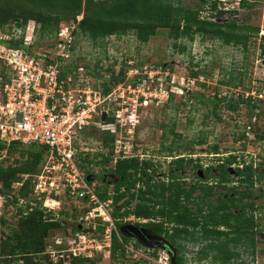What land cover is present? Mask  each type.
Masks as SVG:
<instances>
[{
  "label": "trees",
  "instance_id": "trees-1",
  "mask_svg": "<svg viewBox=\"0 0 264 264\" xmlns=\"http://www.w3.org/2000/svg\"><path fill=\"white\" fill-rule=\"evenodd\" d=\"M217 0H212L211 9L215 10ZM203 4H208L206 0H201ZM241 6L248 7L245 0H241ZM203 8L189 9L175 0H0V32H5L6 28L13 24L21 31L25 30L27 23L33 21L39 28L35 30L38 39L52 38L57 33L60 24H76L74 37H81L91 42L103 41L108 37L120 38L128 33L134 35L140 44L148 42L158 29L169 28L175 40L186 38L193 40L196 34H209L211 39H218L224 45L241 46L246 48V38L248 34H257L259 29L246 25L237 26L234 23L216 24L199 19V12ZM223 13L218 12L221 16ZM81 19L77 22V18ZM224 30H227L224 32ZM23 36L12 40L10 44L21 47ZM185 50V48H181ZM98 63L96 64L97 67ZM77 64L66 67V72L73 71ZM160 67V66H154ZM162 69L166 68L161 65ZM128 69L126 63L115 73L110 66L103 74H96L95 79L100 81L99 86L103 94L110 92L112 87L121 82L124 73ZM64 73V74H65ZM200 72L191 73V79L198 81ZM0 78L5 80V68L0 66ZM147 80V77H146ZM136 84V82H134ZM205 87V84H199ZM95 87V86H94ZM235 87V86H234ZM169 101L173 99L170 95ZM225 99V98H224ZM214 108L222 100L214 96L210 99ZM264 105V101L259 102ZM167 105V103H166ZM239 105L254 108L256 101L251 98H230L226 102L227 110L237 112ZM111 119H108L110 122ZM253 133L251 124L244 126V134ZM244 134L235 141L244 139ZM254 134V133H253ZM256 140H264V134H254ZM102 148L106 149L99 157L103 162L111 163L112 144L114 136L107 132H102ZM198 145L202 141L196 142ZM6 150V157L17 154L19 159L16 164L4 166L0 163V195H7L13 192L12 185L20 179L21 175H35L39 171V166L43 160L46 148L44 147H22L18 143H12L8 147L0 145V151ZM168 154H173L177 148L170 145L166 149ZM209 152L220 156L218 148L213 146ZM98 157L95 155L93 158ZM239 157L228 153L226 156L217 157L216 165L218 175L215 177L217 188L225 187L227 196L223 199L217 195L214 203L210 202L212 195L211 188H201L203 197L196 203L198 212H205L199 220L189 210L191 197L196 188L191 190L181 189L176 185V173L174 166L182 168L184 161L179 160L169 165L168 183L155 181L156 169L150 161H139L137 157L128 159H118L113 164L112 171L119 180L114 184L113 207L120 205L112 211L114 226L118 228L123 225L133 224L124 222V219L132 216L134 219H155L157 224L149 223L154 231L165 238L175 248L177 254L172 255L170 264H200L209 262L211 264H250V259L255 257L256 232L261 231V226L257 224L253 211L255 207L252 203L244 202L245 198L252 197L251 191L246 189L240 192L237 187H226L233 183L227 173V169L238 163ZM6 158L3 160L5 161ZM246 174L243 178H238V187L244 184L253 187L252 179L253 163H246L240 159ZM92 165L91 160L84 157L79 160V164ZM82 167L80 164L79 168ZM194 168H197L195 166ZM81 169V168H80ZM236 174L243 176L239 169H235ZM85 174H92L85 171ZM261 177L257 178L259 181ZM31 179L24 182L18 195L25 197L29 193ZM141 184V186H138ZM233 195L232 197L230 195ZM107 190L99 193L101 200H105ZM182 198H184L182 200ZM184 201V202H183ZM133 203H136L132 206ZM9 205V204H8ZM65 206V205H63ZM246 207L249 212H245ZM240 212L235 215L232 211ZM73 216L66 211L60 214V221L49 222L51 215L45 216L41 210L35 209L26 216L18 218H5L2 220L5 232L0 248V264H41L37 261V254L44 250L45 242L56 237L58 234L70 235L76 232V226L72 228L66 225V220ZM47 218V219H46ZM68 224V223H67ZM139 225L138 223H135ZM146 227V224H140ZM148 225V226H149ZM103 226L97 227L96 232L102 231ZM128 239L117 232L112 234L111 259L119 264H124L126 259V248ZM135 248L143 249L139 244L133 243ZM146 250V249H143ZM153 258L157 257V251H150ZM187 255H190L187 258ZM243 256H250L248 260ZM95 259H72L71 264H95ZM63 264V263H58Z\"/></svg>",
  "mask_w": 264,
  "mask_h": 264
},
{
  "label": "rangeland",
  "instance_id": "rangeland-1",
  "mask_svg": "<svg viewBox=\"0 0 264 264\" xmlns=\"http://www.w3.org/2000/svg\"><path fill=\"white\" fill-rule=\"evenodd\" d=\"M206 1L209 3L203 4L201 0H175V3L179 2L189 9L203 8L199 12L200 20L258 28L256 35H247L245 49L241 46L224 45L218 39H211L207 33L196 34L193 40L186 38L175 40L171 35V29L160 28L145 44H140L131 33L120 38L111 36L97 42L76 37L71 62L83 68L80 75L82 82L92 87L95 86V88H100V81L95 79L96 74L104 75L105 70L110 66L115 72H118L120 67L128 62H131L134 68L165 66L166 68L163 69L169 70L172 74L169 83L178 82V86L182 89H171L174 92L171 102L169 101L171 96L167 95V98L158 99V102L154 103L148 102L144 108L138 110V122L129 135L132 137L129 140L132 148L131 155L137 157L139 161L152 162L156 169L152 177L154 176L155 181L164 182L170 170L168 165L170 157L177 155L190 156L191 160L199 162L202 169L197 172L203 176L205 166L212 163L210 157L216 156L209 152L213 146L218 148V153L224 154L220 156L230 153L238 156L237 160L242 159L247 164L251 162L257 165L256 174H261L262 180L254 186L253 202L262 206L263 218H258L256 222L264 229V140H256L254 136V134H264V105L256 100L254 108L239 105L235 113L226 108V102L230 98L248 99L251 98L252 92L264 89V29L260 28L263 21V0H245L250 5L248 7H242L241 3L238 4L236 0H217L215 10L211 9L212 0ZM218 12L223 14L219 16ZM27 26L34 27L35 30L39 28L33 21H29ZM0 35L8 40L25 37L24 31L17 29L13 24L10 29L8 27L5 32H0ZM34 39V48L37 51L51 49V37L38 39L35 34ZM183 47L184 51L181 50ZM195 72H200L197 82L189 77ZM165 80V78L158 79V86L160 87L161 81L164 84ZM203 83L205 87L199 85ZM214 96L222 100L216 108L210 101ZM248 124H251L254 134L249 133L246 136L244 126ZM242 134L245 138L236 142L235 140ZM102 140V133L96 129L78 134L75 155L77 162L84 157L91 160L92 165L90 166L80 163L82 165L80 170L84 174L87 170L91 171L92 174H85L86 180L95 183L98 195L106 189L107 195L110 196L106 198H111L114 184L119 178L109 171L114 162H103L99 157L100 154L106 152V149L102 148ZM199 141L203 143L198 145L196 142ZM170 145L177 148L173 154H168L166 151ZM95 155L98 157L93 158ZM18 159L17 154L10 155L5 161L2 160V164L4 166L14 165L15 160ZM177 172L184 177L187 183L194 181L195 175L190 167ZM214 173L217 174V171ZM229 175L232 179L238 178L232 166L229 168ZM220 192L225 193L226 190L222 189ZM120 203L115 205L113 210ZM135 204L133 203L132 206ZM90 209L88 202L80 200L73 201L70 206H62V211L73 216L66 220L68 223L66 225L72 228L75 221L84 218ZM90 220L85 221V226L81 222L80 229L93 227L94 224ZM131 223L137 222L132 221ZM116 232L119 234L117 229ZM262 232L254 236L256 239L255 257L264 256V234ZM128 242L127 246L133 247L135 242L131 239H128ZM134 249L137 255H131L126 251L127 257L124 264H158L157 259L162 250L157 252L156 258H153L150 256V251L135 247ZM189 256L187 255V258ZM243 258L248 260L250 256H243ZM112 264H119V262L112 260ZM200 264L211 263L202 262Z\"/></svg>",
  "mask_w": 264,
  "mask_h": 264
},
{
  "label": "built area",
  "instance_id": "built-area-1",
  "mask_svg": "<svg viewBox=\"0 0 264 264\" xmlns=\"http://www.w3.org/2000/svg\"><path fill=\"white\" fill-rule=\"evenodd\" d=\"M262 8L260 28L264 29V0ZM80 19L78 17L77 22ZM75 30L76 24H60L51 39V49L47 51L34 48V27H25L21 47L10 44L12 40L0 35V66L5 68L7 75L5 80L0 78V145L8 147L18 143L22 147L46 148L39 171L35 175H21L12 185L11 194L0 195V248L5 232L3 219L26 216L39 209L46 217L51 215L49 222H59L62 206L80 200L88 202L91 209L84 218L75 221L76 232L48 239L43 252L36 255L37 261L71 264L72 259H95L96 264H112V234L116 232L112 219L113 194L101 200L95 183L86 180L76 160V137L91 129L107 132L114 136L113 162L131 158L129 140L132 137L129 135L138 122V110L148 102L169 97L174 93L171 89L182 88L178 82L169 83L172 74L167 69L134 68L128 62L123 80L103 94L99 87L82 82L81 66L65 73L66 67L73 65ZM161 78L166 79L165 85L161 81L159 87L157 80ZM250 97L264 101V89L252 92ZM103 112L106 113L105 122L101 121ZM248 130L249 127L246 136ZM5 158L6 150L0 151V163ZM239 163L240 159L237 165ZM29 178V193L21 197L18 193ZM89 219L93 227L77 229L81 222L85 226ZM132 221L144 223L132 216L124 219V222ZM100 226L104 229L96 232ZM125 248L129 254L137 255L134 246L126 245ZM249 261L250 264H264V256ZM157 263L170 264V257L161 251Z\"/></svg>",
  "mask_w": 264,
  "mask_h": 264
},
{
  "label": "flooded vegetation",
  "instance_id": "flooded-vegetation-1",
  "mask_svg": "<svg viewBox=\"0 0 264 264\" xmlns=\"http://www.w3.org/2000/svg\"><path fill=\"white\" fill-rule=\"evenodd\" d=\"M133 157H135V156H133ZM217 157H221V156H215V157H212L211 156L210 157L212 159L211 160L212 163H209L208 165L205 166L203 176H201V174H199L197 172L198 170H201L202 169V166L200 165L199 162H195L194 160H191L192 158H190V156L188 157V156H184V155H177V156H174V157H170V161L168 162V165H170L172 162H177L179 160H183L184 161V164H183V167L182 168L176 167V164H175V166L173 168L174 173H176V175H177V179L175 181L176 182L175 184L178 185L181 189H186V190H191L192 188H196L195 191H194V193L192 194L191 199H190L191 200V204H189L188 207H189V210L194 214V217L197 218V219H199V220L202 218V215H204V213H205L204 211L201 212V213H199L198 212V208L196 207L197 201L199 199H201L203 197V195H204L203 192L200 190L201 188H211L212 189V195L209 197V199H210L209 201L212 202V203L215 202V200L217 198V195H219V194L221 195V198H223V199L227 196V193L226 192L225 193H221L220 192L222 189H224V190L227 191V189L225 187H221V188H217V189L215 187L217 185V183H216L217 181H216L215 177L218 175V171L216 169V165L217 164H221L220 162H216ZM140 161H142V160H140ZM143 161H145V160H143ZM195 166H197V168H194ZM186 167H190L192 169V171H193V174L195 175L193 182L187 183L185 181L184 177L183 176H180V174L177 172V171H184L186 169ZM232 167H234V170L236 168L239 169L241 171V174H243L242 177L241 176L238 177V175H237V177L239 179L240 178H243L244 175L246 174L245 168H244V166H243L242 163H239L238 165L235 164ZM215 171H217V174L214 173ZM252 171H253V176H254V178L251 180L252 183H253V187H247L244 184H240L239 187H238V184H239L238 182L237 183L233 182L231 184L229 183V184L226 185V187L230 188L232 186H235V187L238 188V190L240 192H244L246 189H249V191H251L252 197L250 199L245 198L243 201L244 202L252 203L254 205L255 210L253 211V216H254L255 220L258 221V218H263L262 212H261L262 211V206H258V205H256L253 202V200L255 198V194H254L253 190H254V186L256 185V183L257 182H261L262 176H260L261 174H256V172H257V165H255V164H253V166H252ZM170 172L171 171L169 170V173L168 174H170ZM227 173L229 175V168L227 169ZM168 174H167V176H168ZM258 177H261V179L259 181H257V178ZM238 178H235L234 180L237 181ZM167 179H168V177H167ZM167 179H166L165 183H168V180ZM215 193H217V195H215ZM230 196L232 197L233 195L231 194ZM183 199L184 198H182V200ZM232 212L235 215H239L241 211L238 212V211H235L234 210ZM245 212H249V209L247 207L245 209ZM158 221L159 220H155V219H145L144 220V223H138L139 225H137V224H130V225L145 230L146 231V236L150 239V241H154V242H157V243H161L163 245V247L165 246L164 248L162 247L163 249H161V248L158 247L157 249H146L147 251H154V250H156L158 252V251L162 250V251L166 252V254H168V253L170 255L177 254L175 248L165 238V236L158 234L156 231H154L152 229V227L150 226L151 224L149 225L150 222L153 223V224H157ZM140 224H146V227H142ZM124 226H126V225L119 226L117 228V230L119 231V234L123 235V237H125L124 236L125 235L124 234L125 231L122 230V228ZM260 226H261V231L260 232H262V230H263L262 233L264 234V229L262 228V225L261 224H260ZM260 232H256L254 236H256V234L257 233H260ZM125 238H127V237H125ZM127 239H131L135 243H137L136 240H134L132 238H127ZM255 244H256V239H255ZM143 249H145V248H143Z\"/></svg>",
  "mask_w": 264,
  "mask_h": 264
},
{
  "label": "water",
  "instance_id": "water-1",
  "mask_svg": "<svg viewBox=\"0 0 264 264\" xmlns=\"http://www.w3.org/2000/svg\"><path fill=\"white\" fill-rule=\"evenodd\" d=\"M101 121L105 122L106 121V113H102L101 116ZM78 230H80V226L77 227ZM124 232V236L127 238H132L136 240V242L145 249H157L158 247L163 249V245L161 243H157L154 241H150V239L146 236V231L140 228H137L132 225H126L122 228ZM123 236V235H122ZM163 247V248H162ZM170 260L172 261V255L168 253Z\"/></svg>",
  "mask_w": 264,
  "mask_h": 264
},
{
  "label": "clouds",
  "instance_id": "clouds-1",
  "mask_svg": "<svg viewBox=\"0 0 264 264\" xmlns=\"http://www.w3.org/2000/svg\"><path fill=\"white\" fill-rule=\"evenodd\" d=\"M117 229V228H116ZM121 235V234H120Z\"/></svg>",
  "mask_w": 264,
  "mask_h": 264
}]
</instances>
